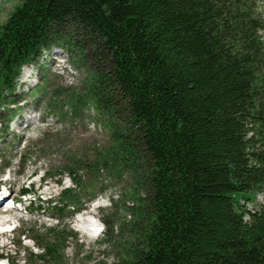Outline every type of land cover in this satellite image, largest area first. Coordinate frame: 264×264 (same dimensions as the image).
<instances>
[{
	"label": "trees",
	"instance_id": "obj_1",
	"mask_svg": "<svg viewBox=\"0 0 264 264\" xmlns=\"http://www.w3.org/2000/svg\"><path fill=\"white\" fill-rule=\"evenodd\" d=\"M263 5L22 0L1 26L0 127L24 66L57 39L99 66L88 95L97 108L126 116L114 127L118 169L148 163L144 247L127 264H264V203L248 209L264 191ZM63 196L47 201L58 222L81 209L72 189ZM61 227L47 230L43 259L76 236Z\"/></svg>",
	"mask_w": 264,
	"mask_h": 264
},
{
	"label": "rangeland",
	"instance_id": "obj_2",
	"mask_svg": "<svg viewBox=\"0 0 264 264\" xmlns=\"http://www.w3.org/2000/svg\"><path fill=\"white\" fill-rule=\"evenodd\" d=\"M21 1L0 0V30ZM64 31L70 38L82 37L76 28ZM59 43L53 41L37 63L24 66L16 95L3 101L8 110L2 114L5 120L0 127V192L7 186L15 197L24 190L36 195L23 197L12 208L5 204L8 196L4 198L2 209L10 212L4 214L0 207V216L6 220L4 225L0 222V253L4 255L0 264H7V259L11 264H127L136 249L144 247L148 163L118 169L114 127L124 126L126 116L122 113L123 122H113L97 108L88 95L92 71L99 66L90 58L84 60L79 47L71 51L66 43L64 47ZM64 189L74 191L70 200L79 199L81 209L71 220L68 215L58 222L47 201L65 200ZM260 203H264V191L248 209ZM83 215L105 227L100 236L81 231ZM59 224L76 236L68 238L65 251L56 259H43L46 232Z\"/></svg>",
	"mask_w": 264,
	"mask_h": 264
},
{
	"label": "bare ground",
	"instance_id": "obj_3",
	"mask_svg": "<svg viewBox=\"0 0 264 264\" xmlns=\"http://www.w3.org/2000/svg\"><path fill=\"white\" fill-rule=\"evenodd\" d=\"M2 190L3 191L0 192V207H1V209L3 208V206L1 204L3 203L4 198H6L7 196L10 195L12 189H11V187L4 186L2 188ZM13 198H16V197L13 196ZM3 205H4V203H3ZM97 208L98 207H95V209H97ZM95 209H93L92 212L95 211ZM2 211H3V209H2ZM3 212H4V214H6V213H9L10 211H7V212L6 211H3ZM84 215L79 218V222H80V225L79 226L81 227V231L83 233H86V234L90 235V236H95V237L100 236L103 233V231L100 232L99 234H97V236H96L95 233H91L90 232L91 231V228L90 227H92L93 228L92 230H94L96 233L99 232L100 229H101L100 225L95 224V223H93L91 221H88L87 216H84ZM3 216H0V222H2L3 225H4V223H5L6 220L5 219L3 220ZM87 226H89L90 229H88Z\"/></svg>",
	"mask_w": 264,
	"mask_h": 264
}]
</instances>
